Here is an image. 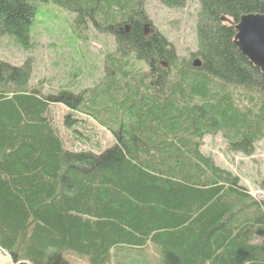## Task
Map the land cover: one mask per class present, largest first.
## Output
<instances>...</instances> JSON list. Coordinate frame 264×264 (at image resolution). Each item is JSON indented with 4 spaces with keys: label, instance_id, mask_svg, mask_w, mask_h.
<instances>
[{
    "label": "trees",
    "instance_id": "16d2710c",
    "mask_svg": "<svg viewBox=\"0 0 264 264\" xmlns=\"http://www.w3.org/2000/svg\"><path fill=\"white\" fill-rule=\"evenodd\" d=\"M157 1L178 10L189 0ZM197 1L188 60L151 28L147 0H0V39L26 51L50 3L73 14V30L115 43L100 82L79 93L32 84L33 58L0 59V252L13 264H72L69 250L110 264L119 249L149 247L151 258L131 251L117 264H264L252 244L264 236V200L203 152L208 136L246 157L264 140V74L234 45V25L264 14V0ZM58 105L76 141L87 145L96 122L113 144L67 150Z\"/></svg>",
    "mask_w": 264,
    "mask_h": 264
},
{
    "label": "rangeland",
    "instance_id": "374dc122",
    "mask_svg": "<svg viewBox=\"0 0 264 264\" xmlns=\"http://www.w3.org/2000/svg\"><path fill=\"white\" fill-rule=\"evenodd\" d=\"M146 10L151 20V28L162 33L174 44L180 58L189 60L197 50L195 28L198 1L189 0L183 8L170 10L160 1L147 0ZM39 11L38 22L33 30L32 49L26 51L12 39H0V59L21 65L27 58H33L32 84L36 85L44 80L46 93H56L64 89L79 93L94 88L103 76L105 54L114 50L113 37L94 30L83 33L73 30V14L51 3L40 4ZM67 113L64 106L58 105L52 115L67 150L100 152L113 144L112 136L96 122H92L86 132L90 137L87 145L76 141L63 127V118ZM227 148L222 135L208 136L204 140L203 152L211 156L220 168L238 176L253 197L264 200V192L258 186L264 178V140L258 144L252 157L229 152ZM252 244L264 247V237L254 234ZM117 251L120 255L115 256L114 252L110 264H117V258L128 255L131 251L137 255L130 257L131 260L153 256L151 247L146 252ZM64 257L72 264H92L89 258L71 250L65 251ZM0 264L13 263L10 257L0 252Z\"/></svg>",
    "mask_w": 264,
    "mask_h": 264
},
{
    "label": "water",
    "instance_id": "95a60500",
    "mask_svg": "<svg viewBox=\"0 0 264 264\" xmlns=\"http://www.w3.org/2000/svg\"><path fill=\"white\" fill-rule=\"evenodd\" d=\"M222 22L233 24L228 18H222ZM234 27L236 30L234 45L264 74V14L245 15ZM202 65L201 59L193 62L194 68H201Z\"/></svg>",
    "mask_w": 264,
    "mask_h": 264
}]
</instances>
